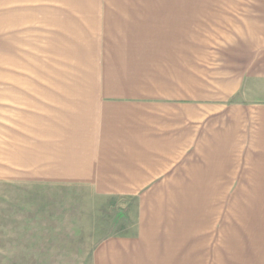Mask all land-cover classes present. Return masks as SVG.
Wrapping results in <instances>:
<instances>
[{"label":"crops","instance_id":"0c3cea01","mask_svg":"<svg viewBox=\"0 0 264 264\" xmlns=\"http://www.w3.org/2000/svg\"><path fill=\"white\" fill-rule=\"evenodd\" d=\"M203 1L0 0L4 169L131 195L156 173H227L234 104L198 77ZM130 205L90 264H264V202Z\"/></svg>","mask_w":264,"mask_h":264},{"label":"rangeland","instance_id":"374dc122","mask_svg":"<svg viewBox=\"0 0 264 264\" xmlns=\"http://www.w3.org/2000/svg\"><path fill=\"white\" fill-rule=\"evenodd\" d=\"M191 4L197 5L193 16L203 22V72L198 77L205 81L204 95H212L211 81L218 80L213 94L220 99L225 95L227 105L234 104L219 118L226 125L235 123L231 169L227 173H156L151 179L155 188L131 195L57 184L18 173L14 166L10 173L0 162V264H90L96 240L121 230L119 226L130 221V203L135 201L264 202V0ZM0 31L2 75L1 10Z\"/></svg>","mask_w":264,"mask_h":264}]
</instances>
